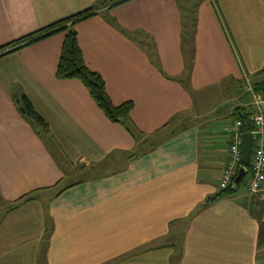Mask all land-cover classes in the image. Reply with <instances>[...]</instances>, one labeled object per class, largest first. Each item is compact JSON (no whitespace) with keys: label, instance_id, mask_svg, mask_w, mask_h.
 Listing matches in <instances>:
<instances>
[{"label":"crops","instance_id":"1","mask_svg":"<svg viewBox=\"0 0 264 264\" xmlns=\"http://www.w3.org/2000/svg\"><path fill=\"white\" fill-rule=\"evenodd\" d=\"M111 1L0 0V55L100 8L76 26L84 62L114 106L133 104L114 124L81 83L57 79L63 34L0 58V264H264L249 167L244 192L209 202L235 115L256 113L252 94L202 111L208 93L245 77L264 100V1L185 0L190 44L178 0L101 6ZM21 96L47 135L21 117Z\"/></svg>","mask_w":264,"mask_h":264},{"label":"trees","instance_id":"2","mask_svg":"<svg viewBox=\"0 0 264 264\" xmlns=\"http://www.w3.org/2000/svg\"><path fill=\"white\" fill-rule=\"evenodd\" d=\"M123 2L124 1L122 0H112L109 3L101 4V6L104 7L110 5L115 7ZM99 9L100 8H92L78 13L74 16L56 22L34 34H31L16 42L4 46L3 48H1L2 50L6 48H11V50L0 55V58L21 51L22 49L29 47L41 40L47 39L48 37L57 34H63L64 39L61 46L59 62L56 70L57 79L62 81H77L81 83L89 93V96L91 97L93 102L111 123L124 124L133 110V104L125 103L121 106H114L112 104L107 95L103 79L99 74L92 72L87 68L78 43V33L76 31V26L79 23L95 16ZM17 104L19 106V113L21 117L29 122L35 129H37L38 132L47 135L48 126L43 118L36 112L31 102L25 96H21ZM235 117L236 120L241 121V130L244 133L252 132L253 126L250 124L248 116H245L244 113L239 111L237 112ZM243 182L244 178L241 184H243ZM72 186L74 185L63 188L60 187L56 196L60 195L66 189ZM234 192L235 191L231 186L226 190H221L220 195L216 196L215 198H211L209 202H213L221 197L230 196Z\"/></svg>","mask_w":264,"mask_h":264},{"label":"built area","instance_id":"3","mask_svg":"<svg viewBox=\"0 0 264 264\" xmlns=\"http://www.w3.org/2000/svg\"><path fill=\"white\" fill-rule=\"evenodd\" d=\"M245 83H249L246 77ZM249 87V84H247ZM253 97V106L256 113L250 115L249 122L253 126L251 136L253 137V151L249 165V179L247 191L251 197H257L264 205V100L252 88H249ZM242 123L239 120L232 122L229 129V147L225 169L220 178V189L226 190L231 187L239 170L242 168L243 135ZM261 203V204H262ZM264 223V216L262 218Z\"/></svg>","mask_w":264,"mask_h":264},{"label":"rangeland","instance_id":"4","mask_svg":"<svg viewBox=\"0 0 264 264\" xmlns=\"http://www.w3.org/2000/svg\"><path fill=\"white\" fill-rule=\"evenodd\" d=\"M178 3H179L181 13L183 15V19H184L185 23L189 24V25L187 24V29L184 32V38H185L184 41L186 42L185 44H190V42L192 40V36H191V28L192 27H191L190 22H188V20L191 16V12L193 11L194 4H193V2H191V3L187 2L186 3L185 0H178ZM245 85H244V88L239 89V87L234 85L232 82H230V81L225 82V84L222 86V89H220L218 87V91L215 90V91H213V93H208L206 95L207 97L210 96V101H208L207 104H203L204 107L202 108V111H204V113H207L210 110L216 109L219 107L222 100L227 99V96L237 95L238 93H240L242 96L246 97V100H245L246 103H248V102L250 103L251 93L248 91V88ZM227 89H228V92L230 94L226 92ZM221 95L224 97L220 98ZM215 176H216V174H214V177ZM219 176H221V173L219 174ZM72 179L73 180H70V181L65 182V183H71L72 181L80 180L81 178L72 177ZM214 182L216 183V181H214ZM239 189H240V191L244 192L243 191V184L240 185ZM263 216H264V212L262 213V218H263Z\"/></svg>","mask_w":264,"mask_h":264},{"label":"water","instance_id":"5","mask_svg":"<svg viewBox=\"0 0 264 264\" xmlns=\"http://www.w3.org/2000/svg\"><path fill=\"white\" fill-rule=\"evenodd\" d=\"M252 151H253V137L251 136V134H244L243 135V145L241 148L242 168L239 170L238 175L232 184L233 190L237 188V186L242 182L243 178L247 174L246 168H248L250 165Z\"/></svg>","mask_w":264,"mask_h":264}]
</instances>
